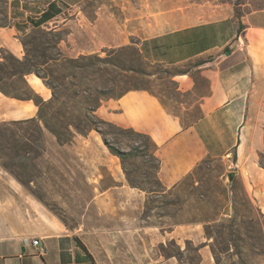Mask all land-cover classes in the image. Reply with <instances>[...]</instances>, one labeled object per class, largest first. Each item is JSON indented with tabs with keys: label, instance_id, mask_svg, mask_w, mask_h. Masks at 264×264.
<instances>
[{
	"label": "crops",
	"instance_id": "1",
	"mask_svg": "<svg viewBox=\"0 0 264 264\" xmlns=\"http://www.w3.org/2000/svg\"><path fill=\"white\" fill-rule=\"evenodd\" d=\"M138 1L7 0L9 22L0 26V121L34 117L38 107L33 94L52 96L23 62L22 38L38 29L62 30L61 43L74 57L132 41L150 63L176 66L208 56L194 67L195 74L172 77L183 93L205 87L192 103L198 105V113L191 120L170 111L158 95L145 89L107 99L96 113L152 137L158 145V177L164 188H176L203 160L222 158L238 168L252 201L264 210V169L258 162L264 147V0H255L259 5L240 16L227 11L192 21L169 14L163 3L152 11ZM79 139L97 140L75 136L59 149L73 147ZM124 187H94L93 207L100 215L96 220L107 226L103 234L94 232V245L90 236L94 227L78 234L52 213L30 212L22 218L28 222L24 231L0 235V264H177L166 260L157 245L167 237L205 235L204 222L198 220L152 230L135 215L134 201L105 199L117 197ZM11 218L20 221L16 215ZM35 238L38 244L33 243ZM107 239L112 244L107 245Z\"/></svg>",
	"mask_w": 264,
	"mask_h": 264
},
{
	"label": "rangeland",
	"instance_id": "2",
	"mask_svg": "<svg viewBox=\"0 0 264 264\" xmlns=\"http://www.w3.org/2000/svg\"><path fill=\"white\" fill-rule=\"evenodd\" d=\"M134 3L139 1L134 0ZM143 3L150 6L152 11L157 9L159 3H163L169 14H181L183 21L211 19L227 11L240 16L259 5L255 0H141L140 4ZM0 22H9L7 0H0ZM39 36L41 33L36 30L22 40ZM43 37L48 41L50 54L57 55L61 52L70 56L66 45L61 43L62 30H44ZM113 48L116 47L104 48L99 52L100 56L113 55ZM123 57L128 61L126 68H135L142 72L121 70L128 78L115 87L116 91L140 84L148 87L170 111L180 114L184 119L191 120L197 115L198 105L192 103L198 98L199 92L205 91V87L200 86L195 92L183 93L177 89L172 72L175 67H179L195 74L194 67L197 62L208 60V56L176 66L143 61L130 49L124 51ZM67 80L71 81L72 78ZM85 82L97 83L99 86L104 84L99 75L93 73L85 77ZM201 84L205 85V82L201 81ZM99 128L102 133L93 130L86 135L97 140L79 139L76 145L66 147L65 150L59 149L60 144L54 135L46 131V152L38 159L36 169L29 165L28 170L34 174L29 176L26 173L23 176L24 183L0 165V235L24 231L28 222L23 223V216L43 210L57 216L68 230L78 234H85L94 227L96 231H92L93 235L87 232L92 236L94 245V232L103 234L107 227L102 221L96 220L100 215L97 213L99 210L93 207L96 195L94 187L106 188L125 184L127 188L117 192V197L105 196V199L134 201L135 215L143 223H150L152 230H156V226L171 228L181 221L204 222L203 236L193 239L167 237L160 242L156 248L166 260L171 258L177 264H264V210L253 202L254 209L248 213L239 202L237 206L241 208L240 213L249 217L242 218L237 215L231 218L230 215L233 213L231 174H235L237 178V183H234L236 194L242 195L239 186L243 180L235 165L222 158H208L202 162V168L197 171L195 180L185 177L176 188L166 189L156 183L158 160L150 152L145 156L134 154L125 165L131 175L141 182L143 189L132 187L128 183L121 158L112 153L110 146L130 151L134 146H142L143 138L113 128L107 123L99 124ZM76 136L82 138L84 135ZM84 149L88 151H82ZM230 159L234 161L235 155L232 154ZM258 162L264 169V147L259 153ZM13 215L18 216L19 223L11 218ZM86 221L91 224H86ZM232 222L236 235L231 237L228 226ZM206 226L210 228L213 236L206 234ZM106 244H112V240L107 239Z\"/></svg>",
	"mask_w": 264,
	"mask_h": 264
},
{
	"label": "trees",
	"instance_id": "3",
	"mask_svg": "<svg viewBox=\"0 0 264 264\" xmlns=\"http://www.w3.org/2000/svg\"><path fill=\"white\" fill-rule=\"evenodd\" d=\"M7 24L8 22L5 24L0 22V26ZM37 31L41 33V36L31 40H22L25 52L23 62L30 72L40 77L52 90V96L49 99H44L41 95L34 93L32 98L38 107L36 116L0 122V159H2L0 165L2 168L24 183L23 176L26 173L29 176L34 174L28 170L29 165H33V168L36 169L38 159L42 158L46 152V131L52 133L57 142L63 145L71 143L77 134L87 135L93 130L101 132L99 124L107 123L113 128L143 138V145L134 146L130 151L119 150L110 146L112 153L118 155L123 162L128 183L132 187L143 189L141 182L131 175L125 162L134 154L145 156L149 152L158 160L156 156L158 145L150 135L137 131L133 127H123L107 121L96 113L103 101L121 96L128 90L145 89L151 91L148 87L140 84L124 87L119 92L115 90V87H118L121 82L128 78L121 70L128 71L127 69H130L137 73L142 72L135 68L125 67L128 61L123 57V53L129 49L139 59L146 61L135 41L113 48L112 52L114 54L108 57H101L99 53L81 54L76 57L67 56L61 52L53 55L48 52V41L43 37L44 30L38 29ZM205 61L207 60H199L197 65ZM116 68L119 70H116ZM188 72L187 69L175 67L172 74L177 75ZM90 73L99 75L100 79L103 80V86H99L97 83L85 82V77ZM69 77L72 78L71 81L67 80ZM205 161L206 159L202 162ZM202 162L186 178L195 180L197 171L202 168ZM156 168V183L164 188L158 177L159 162ZM230 176L232 180L230 190L233 193L231 218L237 215L242 218L249 217L247 214L240 213L241 208H238L237 204L240 202L244 207V211L249 213L254 209L253 201L242 181L239 186L242 195L236 194L237 188L234 183H237V178L235 174ZM228 227L230 228L229 234L231 237L236 235L233 229L234 223H230ZM206 234L213 236L212 231L207 226ZM84 248L86 249L85 246Z\"/></svg>",
	"mask_w": 264,
	"mask_h": 264
},
{
	"label": "built area",
	"instance_id": "4",
	"mask_svg": "<svg viewBox=\"0 0 264 264\" xmlns=\"http://www.w3.org/2000/svg\"><path fill=\"white\" fill-rule=\"evenodd\" d=\"M33 243H34V244H38V243H39V239H38V238H35V239L33 240Z\"/></svg>",
	"mask_w": 264,
	"mask_h": 264
},
{
	"label": "water",
	"instance_id": "5",
	"mask_svg": "<svg viewBox=\"0 0 264 264\" xmlns=\"http://www.w3.org/2000/svg\"><path fill=\"white\" fill-rule=\"evenodd\" d=\"M230 178H231V176H230Z\"/></svg>",
	"mask_w": 264,
	"mask_h": 264
}]
</instances>
